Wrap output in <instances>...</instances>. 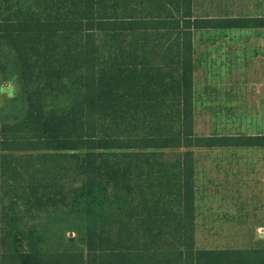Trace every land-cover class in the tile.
Returning <instances> with one entry per match:
<instances>
[{"label": "trees", "instance_id": "trees-1", "mask_svg": "<svg viewBox=\"0 0 264 264\" xmlns=\"http://www.w3.org/2000/svg\"><path fill=\"white\" fill-rule=\"evenodd\" d=\"M198 2L0 0V264H264L197 243L198 154L264 126L194 131L196 47L264 6Z\"/></svg>", "mask_w": 264, "mask_h": 264}, {"label": "rangeland", "instance_id": "rangeland-1", "mask_svg": "<svg viewBox=\"0 0 264 264\" xmlns=\"http://www.w3.org/2000/svg\"><path fill=\"white\" fill-rule=\"evenodd\" d=\"M206 36L212 41L196 47V59L204 61L194 72L200 94L194 131L199 135L260 132L264 126V59L252 53L264 50V30ZM235 52L239 62L231 63L230 54ZM236 63L239 70H235ZM198 155L197 243L243 248L264 239V151L202 150ZM65 237L75 240L73 233Z\"/></svg>", "mask_w": 264, "mask_h": 264}, {"label": "crops", "instance_id": "crops-1", "mask_svg": "<svg viewBox=\"0 0 264 264\" xmlns=\"http://www.w3.org/2000/svg\"><path fill=\"white\" fill-rule=\"evenodd\" d=\"M198 1H199L198 3H202L203 0H198ZM259 2H260V0H216V3H218L219 5L230 8L231 15L236 14V12L240 11V10L245 11L248 7L257 5V3L259 4ZM205 3L207 4V2L205 1L202 3V5H206ZM260 3H261V5L264 6V0H261ZM232 8H236V10H232ZM253 35H257V34H253ZM237 53L238 52L230 54L231 63L233 62V60H235V62L237 61V63L239 62ZM252 55L262 56V58L264 59V50H254V53H252ZM249 56H251L250 53H248V57ZM237 63L235 66V70H239ZM231 70H233L232 66H231ZM262 78H263L262 79V85L264 87V76ZM237 93H238V91H237ZM263 94H264V91H263ZM231 97H232V93H231ZM261 98H262L263 104H264V95Z\"/></svg>", "mask_w": 264, "mask_h": 264}, {"label": "water", "instance_id": "water-1", "mask_svg": "<svg viewBox=\"0 0 264 264\" xmlns=\"http://www.w3.org/2000/svg\"><path fill=\"white\" fill-rule=\"evenodd\" d=\"M70 240H72V239H70Z\"/></svg>", "mask_w": 264, "mask_h": 264}]
</instances>
